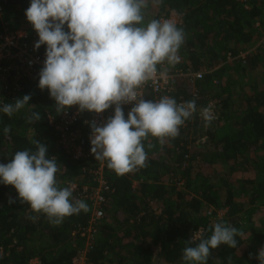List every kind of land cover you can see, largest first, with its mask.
Returning <instances> with one entry per match:
<instances>
[{
  "label": "trees",
  "instance_id": "16d2710c",
  "mask_svg": "<svg viewBox=\"0 0 264 264\" xmlns=\"http://www.w3.org/2000/svg\"><path fill=\"white\" fill-rule=\"evenodd\" d=\"M153 2L158 7L155 16L150 14ZM30 4L31 0H0V34L20 28L25 21L32 26L30 32L36 31L25 14ZM248 4L250 8L239 0H147L141 26L173 11L183 15L178 28L183 30L184 40L177 55L185 54L189 63H178V67L204 70L211 64L220 66L194 82L187 75L173 79L175 97L195 101L196 111L180 126L177 137L165 138L169 142L162 145L156 137L142 141L146 166L121 176L106 160L105 177L114 190L105 192L103 215L94 222L88 264H187L182 260L183 249L212 235V215L218 210L225 211L222 221L238 228L242 235L235 237L236 248L221 244L210 249L207 264H260L257 257L264 249V227H256L254 219L264 212V45L246 60L224 57L228 47L235 55L263 37L264 0H248ZM64 30H69L67 24ZM221 34L225 41L218 43ZM210 35L213 47L207 45ZM46 48L42 44L37 50L46 54ZM39 80L40 76L22 80L24 92L15 100L30 94L24 108L11 117L0 111V163L10 162L17 151H35L33 141L39 140L47 146V158L57 163L58 188L68 187L70 182L95 186L91 173L100 162L88 142L90 111L83 110L73 126L81 131L77 143L89 153L77 158L61 142V133L49 124V114L59 115L62 110L57 111L47 88L40 89ZM195 90L199 91L197 97ZM3 96L0 108L15 102ZM210 101L216 102L217 118L206 125L199 114ZM33 112L41 119L29 123ZM124 114L127 119L128 113ZM5 126L11 127L10 133H4ZM191 128L207 136L204 145L192 142L188 134ZM215 164L228 165V172L210 174L209 168ZM252 168L255 177H231ZM92 197L81 199L88 205L86 213L81 210L54 225L46 214L36 213L27 202H21L13 185L0 180V264H73L86 241L74 231L87 229L99 208ZM9 198L15 202L10 204ZM70 200L79 199L72 192ZM199 228L203 229L201 236L186 245Z\"/></svg>",
  "mask_w": 264,
  "mask_h": 264
},
{
  "label": "clouds",
  "instance_id": "9594fccd",
  "mask_svg": "<svg viewBox=\"0 0 264 264\" xmlns=\"http://www.w3.org/2000/svg\"><path fill=\"white\" fill-rule=\"evenodd\" d=\"M146 6L147 0H31L25 10L39 36L35 48L47 45L45 66L37 75L40 76L38 86L49 90L58 112L72 105H78L80 111L102 113L108 108L113 111L103 126L90 122L91 152L96 160H107V166L121 176L146 166L143 140L151 135L163 145L165 138L179 135L180 126L196 111L195 101L177 104L175 98L167 96L158 102L138 99L137 89L155 79L157 64H161L158 69L165 70L164 61L173 65L179 62L177 52L184 40L183 30L170 20L153 19L147 26H141L142 9ZM65 24L70 31L64 30ZM261 44L264 45V35L256 46ZM215 69L192 70L202 71L204 77ZM177 70L185 71L178 67L170 72ZM146 95L149 99L155 94L147 91ZM30 99V94L14 98V103L4 104L0 111L11 117ZM132 101L137 102L134 107H121L122 103ZM124 112L128 113L127 119ZM40 119V114L33 112L28 122ZM205 120L207 125L211 117L206 115ZM3 131L8 134L11 127L5 126ZM33 143L35 151H17L10 162L0 163V180L13 185L21 202H27L36 213L46 214L54 225L81 210L86 213L89 208L84 201L70 200L71 188L57 187V163L47 158V146L39 140ZM14 202L9 198L10 204ZM216 213L218 215V211ZM210 230L209 238H199L195 246L183 249V261L207 264L210 249L221 244L236 248L235 237L242 235L238 228L224 221L211 225ZM196 240L193 235L185 243L192 245ZM257 258L264 264V249L259 250Z\"/></svg>",
  "mask_w": 264,
  "mask_h": 264
},
{
  "label": "built area",
  "instance_id": "2783aa9c",
  "mask_svg": "<svg viewBox=\"0 0 264 264\" xmlns=\"http://www.w3.org/2000/svg\"><path fill=\"white\" fill-rule=\"evenodd\" d=\"M244 3L245 7H248V0H239ZM1 9V7H0ZM170 20L178 27L183 23V15L177 11H173L168 17H163L160 21ZM39 40L37 31H29L25 29H19L14 31H8L0 34V95L10 97L14 99L16 95L23 90L22 80L27 78L36 77L41 69L45 66L46 54H41L36 48L35 44ZM249 51L243 52L241 58L247 59ZM230 59L234 57L229 54ZM163 74V76L161 75ZM189 76L194 82L195 79L202 78L203 72H195L190 68L185 71L177 70V72H170L157 68L156 77L154 80H149L137 89L138 99L143 98L147 101L158 102L162 97L175 98L177 104H183L187 102L180 96L175 97L174 86L172 85L173 79L179 76ZM147 91L153 92L155 95L152 98H147ZM195 97L198 96V91H193ZM4 97V96H3ZM0 99H2L0 97ZM5 99V98H4ZM136 101L130 103H122L121 107H134ZM207 110V111H205ZM83 111L79 110L78 105H72L55 117L50 115V124L54 126L61 133V142L64 146L72 149L77 158L87 157L89 153L86 152L81 145L77 143V140L81 136L80 129H73L76 125L79 117ZM90 116L86 120L89 124L94 122L98 126H103L114 114L113 111L108 108L102 113H96L90 111ZM200 117L205 119V116H210L211 120L217 118L216 102L210 101L205 107L200 108ZM91 124V123H90ZM92 133V132H91ZM88 136V142H90V136ZM92 147V145H91ZM99 166L92 170V182L96 185H83L80 186L77 182H70L67 184L71 188L72 192L76 194L79 200L88 198L92 195L95 200V204L99 207L95 210V215L90 221V226L87 229H79L74 231V235H80L86 238V247L81 249L78 255L74 258L73 264H88L87 252L92 247L94 242L96 228L93 226L99 217L103 215L101 204L107 202V196L105 192L112 191V187L109 181L105 177V161H99ZM203 232L202 228H199L194 233V236L199 238Z\"/></svg>",
  "mask_w": 264,
  "mask_h": 264
},
{
  "label": "rangeland",
  "instance_id": "374dc122",
  "mask_svg": "<svg viewBox=\"0 0 264 264\" xmlns=\"http://www.w3.org/2000/svg\"><path fill=\"white\" fill-rule=\"evenodd\" d=\"M157 10H158V7H157V5L153 2V5H152V9H151V11H150V14H152L153 16H155L156 14H157ZM152 21V20H151ZM32 26H31V24L30 23H28V22H23V23H21V25H20V28L21 29H28V28H31ZM66 31H70V30H66ZM264 51V50H263ZM178 57H179V62L178 63H181V62H189V60H188V58L185 56V54L184 55H182V54H179L178 55ZM178 63H175L174 65L173 64H169L168 63V61L166 60V61H164L163 63H162V65L164 66L163 68L165 69V70H169V71H174V70H176L177 68H178ZM160 65V64H159ZM189 135H191V137H192V142H195V144H201V145H204V142L206 141V139H207V136L205 135V134H202V133H200V132H197V133H195V129L194 128H191L190 130H189V133H188ZM147 139H149V140H151V139H153V137L151 136V135H149L148 136V138ZM166 141H168L169 142V139H165ZM190 146H192L193 147V144L192 145H190ZM155 155H158L159 156V153H156ZM229 166L227 165V166H224L223 164H215V165H212V166H210V168H209V173L210 174H225V172H228V168ZM208 168V167H207ZM254 170V168H252L251 170H249V171H240V172H236V173H234L231 177L233 178V179H237V178H251V177H255V172L253 171ZM225 171V172H224ZM230 177V178H231ZM135 185H137V182L135 183ZM224 213H225V211L224 210H218V215H212V220H213V222L214 223H216V222H219V221H222L223 220V217H224ZM254 221H255V225H256V227H264V212H260V213H258L257 215H256V217H255V219H254ZM157 253H158V249L155 251V256L157 255Z\"/></svg>",
  "mask_w": 264,
  "mask_h": 264
},
{
  "label": "crops",
  "instance_id": "0c3cea01",
  "mask_svg": "<svg viewBox=\"0 0 264 264\" xmlns=\"http://www.w3.org/2000/svg\"><path fill=\"white\" fill-rule=\"evenodd\" d=\"M264 35V34H263ZM212 38V35H210L209 36V40L207 41L208 43H207V45L208 46H210V47H213V44L215 45V41H213V39H211ZM217 41H218V43H221V42H224L225 41V38H224V36H223V34H221L218 38H217ZM257 45V43L255 44V45H253L252 47H248V48H243V50H241V52L240 53H238V54H235L234 55V59H236V58H241V54L243 53V52H247V51H249V53H251L252 51H254L255 50V52H256V46ZM262 51V50H261ZM260 51V52H261ZM231 53V55L232 54H234L233 53V50L232 49H230L229 47L227 48V50H224V57L225 58H227L228 60H231L230 59V57H229V54ZM263 53V52H262ZM233 60V59H232ZM211 68H218L220 65H212L211 64ZM24 92V90L22 91V92H19V94L21 93H23ZM12 101H15V100H12ZM33 262L34 263H38V260L37 259H35V260H33Z\"/></svg>",
  "mask_w": 264,
  "mask_h": 264
}]
</instances>
